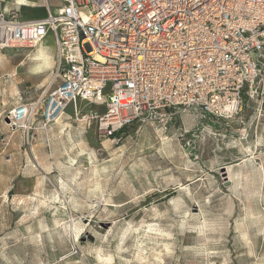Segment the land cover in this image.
Here are the masks:
<instances>
[{"label": "rangeland", "instance_id": "1", "mask_svg": "<svg viewBox=\"0 0 264 264\" xmlns=\"http://www.w3.org/2000/svg\"><path fill=\"white\" fill-rule=\"evenodd\" d=\"M57 63L51 38L0 49V264H264V79L231 117L183 114L165 133L108 136L83 100L52 140L41 111L12 129Z\"/></svg>", "mask_w": 264, "mask_h": 264}, {"label": "built area", "instance_id": "2", "mask_svg": "<svg viewBox=\"0 0 264 264\" xmlns=\"http://www.w3.org/2000/svg\"><path fill=\"white\" fill-rule=\"evenodd\" d=\"M45 18L0 13V49L38 47L51 38L59 85L7 115L14 130L56 123L77 101L100 130L154 125L161 133L183 114L220 120L238 111L264 79V0H61Z\"/></svg>", "mask_w": 264, "mask_h": 264}, {"label": "crops", "instance_id": "3", "mask_svg": "<svg viewBox=\"0 0 264 264\" xmlns=\"http://www.w3.org/2000/svg\"><path fill=\"white\" fill-rule=\"evenodd\" d=\"M0 0V13L18 11L20 18L24 21H35L46 17L49 11L58 10L62 6L61 0ZM25 6V7H23ZM27 6V7H26ZM25 12V13H24ZM47 47V46H46ZM47 47L46 51H48ZM39 129L43 132L46 139H51L55 132L59 130V122L43 127V121L39 123Z\"/></svg>", "mask_w": 264, "mask_h": 264}, {"label": "bare ground", "instance_id": "4", "mask_svg": "<svg viewBox=\"0 0 264 264\" xmlns=\"http://www.w3.org/2000/svg\"><path fill=\"white\" fill-rule=\"evenodd\" d=\"M22 3H25V1L24 0H20ZM23 7H25V6H23ZM27 7V6H26ZM25 13V12H24ZM43 45V44H42ZM39 52H40V57H44L45 56V53H44V50L43 49H40L39 50ZM77 106H78V101H77Z\"/></svg>", "mask_w": 264, "mask_h": 264}]
</instances>
